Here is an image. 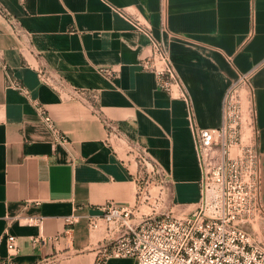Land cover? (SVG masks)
Instances as JSON below:
<instances>
[{
  "label": "crops",
  "instance_id": "obj_1",
  "mask_svg": "<svg viewBox=\"0 0 264 264\" xmlns=\"http://www.w3.org/2000/svg\"><path fill=\"white\" fill-rule=\"evenodd\" d=\"M153 40L180 80L172 95L141 65ZM235 84L252 101L264 209V0H0V257L9 232L18 264H97L116 233L91 231L88 218L111 201L134 207L140 188L141 214L194 211L202 170L191 113L198 127L219 128ZM33 100L67 144L55 143ZM252 228L264 244V218Z\"/></svg>",
  "mask_w": 264,
  "mask_h": 264
},
{
  "label": "built area",
  "instance_id": "obj_2",
  "mask_svg": "<svg viewBox=\"0 0 264 264\" xmlns=\"http://www.w3.org/2000/svg\"><path fill=\"white\" fill-rule=\"evenodd\" d=\"M152 43L153 53L141 65L156 74L159 89L172 95L173 87L181 86L180 80L165 44L156 40ZM102 72L112 79L119 77L111 69ZM39 77L54 87L45 70L39 71ZM246 83L247 77L242 78L240 85ZM8 84L30 98L28 88L20 81L8 77ZM237 88L236 84L230 87L223 99V122L219 128L198 127L191 113L202 170L196 209L190 213L176 214L170 210L162 215L141 214L139 206L145 199L142 188L134 207L106 203L101 207V217H89L87 221L93 232L105 226L108 232L116 233L101 249L97 264L111 258H132L136 264H264V244L248 230L257 217L264 218L258 131L244 117L239 102H234ZM181 96L187 98L185 91ZM33 104L55 143L67 144V135L58 129L44 106L36 100ZM247 109L252 116V106ZM216 151L220 157L214 155ZM140 154L141 162L148 164L146 152ZM75 221L69 218L67 224L73 225ZM2 238L8 255L0 257V264H18L17 238L9 232Z\"/></svg>",
  "mask_w": 264,
  "mask_h": 264
},
{
  "label": "rangeland",
  "instance_id": "obj_3",
  "mask_svg": "<svg viewBox=\"0 0 264 264\" xmlns=\"http://www.w3.org/2000/svg\"><path fill=\"white\" fill-rule=\"evenodd\" d=\"M234 102H235V104H237L239 102L238 104L242 107V111H243L244 117H246L249 122H252V116L247 112L248 111L247 108L252 106V101H251L250 94H249V91H248L247 87L243 86V87H238L237 88V90L235 91V94H234ZM236 110H238V108H236L235 110L232 109V111H236ZM248 133H250L249 130H248ZM205 155L206 154L204 153V156ZM214 155L220 157V153L218 151H216L214 153ZM148 166H149V169H150L151 166H150L149 162H148ZM152 191H154V190H152ZM158 209H157V211L155 210L153 212L151 211V209H149L148 212L149 213L152 212V213L157 214V215H162L164 213H168V211L171 210V209H168L167 207H164V206L162 207L163 210L160 209V206L158 207ZM261 218L262 217H257L256 220L253 222V224L249 226V231L250 232H253L252 231L253 230V228H252L253 225H255L257 220L261 219Z\"/></svg>",
  "mask_w": 264,
  "mask_h": 264
}]
</instances>
